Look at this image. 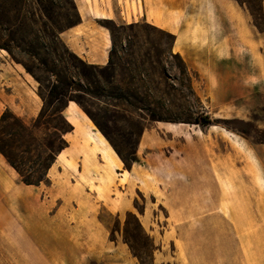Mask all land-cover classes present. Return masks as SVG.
I'll return each instance as SVG.
<instances>
[{"label": "crops", "instance_id": "1", "mask_svg": "<svg viewBox=\"0 0 264 264\" xmlns=\"http://www.w3.org/2000/svg\"><path fill=\"white\" fill-rule=\"evenodd\" d=\"M74 3L80 21L62 30L59 36L86 63L107 66L112 61L114 36L102 23L105 20L161 28L175 35L170 54H181L188 70L195 74L194 90L212 119L252 121L264 130V32L258 29L246 5L238 0H74ZM42 106L37 85L0 48V117L10 109L31 124ZM63 114L74 126L67 134L81 130L94 140H70L48 170L49 184H25L26 237L6 243L24 264H141L126 242L112 237L101 210L107 206L120 216L128 211L137 212L133 192L157 190L161 165L153 157H162L164 145L168 192L182 199V206L176 210L182 215V231L188 229L186 220L190 215L205 213L206 199L213 198L219 221L216 231L222 235L224 165L245 169L254 168L257 163L263 169L258 178L264 182V143H254L217 124L202 128L197 124L163 122L143 130L138 153L146 163L129 171L133 179L124 184L120 208L114 211L109 205L111 192L120 184L117 175L121 174L120 182L127 176L123 161L98 132L89 130L78 105L69 101ZM163 135L168 138L165 144L160 141ZM224 142L232 149L231 153L224 154ZM11 168L0 166L2 192L5 187L12 189L20 184L18 172ZM240 181L252 184L255 175L243 176ZM91 184L102 188V192L92 189ZM191 199L197 204L192 206ZM262 199L264 203V191ZM139 218L145 230L153 231L155 222L148 210L139 214ZM3 222L6 226L11 224L0 219V225ZM262 231L254 253L238 260L240 264H264V227Z\"/></svg>", "mask_w": 264, "mask_h": 264}, {"label": "rangeland", "instance_id": "2", "mask_svg": "<svg viewBox=\"0 0 264 264\" xmlns=\"http://www.w3.org/2000/svg\"><path fill=\"white\" fill-rule=\"evenodd\" d=\"M5 1L0 0V3ZM43 1L47 10L44 9V4L36 0H26L22 4V19L25 22L19 34L14 32V10L11 9L7 15H0V23H3V26L0 25V44H10L11 52L15 56L12 59L26 71L38 89L41 87L46 96L48 85L56 80L51 71L54 66L63 69L74 81L69 95L79 97L87 110L77 102H72L78 105L89 123V130L98 132L102 141H106L113 148L127 171L124 182H120L121 174L117 175L120 184L111 192L112 203L106 199L110 203V209L118 210L123 195L121 190L129 179H133L130 178L129 171L146 163L138 153L143 130L163 125V122H172L167 121L170 119L194 121L195 118L207 115L204 103L193 87L195 74L190 72V76H187L180 73L178 65L181 62L170 54L172 38L166 31L146 23L125 24L111 20L104 23L111 27L114 36L113 66L101 73L82 66L87 64L68 55L52 31L55 25L64 29L78 21L72 1L55 0L54 5L48 0ZM246 1L257 10L258 21L263 23L260 18V0ZM30 10L34 12V21L30 18ZM44 11L49 13L50 18ZM6 20L10 23L9 31L4 29ZM4 50L10 54L7 49ZM55 52L62 54L64 60H57ZM10 56L12 57L11 54ZM76 66L79 70H76ZM98 88L102 94L96 96L93 92ZM152 114L165 120H153ZM47 120L51 124H28L36 139L28 138L31 151L26 153V157L36 160L42 150L39 143L44 142L45 138L58 142L54 125L58 128L64 127L63 119L58 112L49 110L45 121ZM218 120L217 125L226 130L241 134L254 143H264V130L259 129L254 122L239 119ZM165 126L174 127L173 124ZM207 126L209 125L201 127ZM65 139L68 142L73 139L77 142L94 140L90 134L86 135L81 130L77 134H67ZM160 141L165 144L168 141L167 136L163 135ZM166 147L163 146L162 157H153L161 165L158 184L156 181L157 190H153V193L144 190L133 192L136 213L128 211L120 216L110 212L107 206L102 208L101 217L110 227L112 237H120L124 242L125 238L129 239L146 264H240L238 260L251 257L264 227V182L258 178L263 173L262 167L257 163L254 168L245 169L236 165H224L225 196L221 203L224 211L221 215V236L218 235L219 230L216 231L219 221L215 217L213 198L206 199L205 213L190 215V219L186 220L188 229L182 231V215L176 213L177 208L182 206V199L172 197L166 182ZM231 150L224 142V154L231 153ZM28 165L26 164V168ZM0 166L12 169L1 153ZM252 174L255 175L254 183L240 181L243 176ZM18 176V186L14 185L12 189L5 187L4 192L0 191V219L11 223L10 226L0 225V264H24L16 259L15 251L6 245L7 241L26 237V185L21 181L19 173ZM42 183L49 184V181ZM250 185L254 189L248 191ZM91 187L102 192L100 187L96 188L93 184ZM196 204L195 199H191V205ZM145 209L151 213L155 222L153 231L143 230L135 218V215L139 217ZM232 209L240 212L231 213L229 210Z\"/></svg>", "mask_w": 264, "mask_h": 264}, {"label": "trees", "instance_id": "3", "mask_svg": "<svg viewBox=\"0 0 264 264\" xmlns=\"http://www.w3.org/2000/svg\"><path fill=\"white\" fill-rule=\"evenodd\" d=\"M36 1L39 2L40 4H44V9H45L46 6L43 0H36ZM71 1L78 15V21L76 22L78 23L80 21V16H79L77 7L74 3V0H71ZM238 1L241 4L247 6L248 10L250 11V13L252 14L254 18L256 26L261 32H264V0H260V6H261V13H260L261 17L260 18L263 20V23H260L258 21V16L256 13L257 10L248 1L246 0H238ZM11 2L10 0H6L3 3H0V15L2 16L7 15V13L11 9H13L16 14L14 32L15 34H19L21 31V27L23 23L25 22L22 19V4L26 3V0H15V2L14 1L12 2V4ZM48 2L52 5L55 4V0H48ZM29 12L31 14L30 18L34 21V12L32 10H30ZM44 12H45V15H47L50 18L49 13H47L46 11ZM105 21H103L102 23L111 29V27H109L107 24L104 23ZM1 24L3 26V23H0V25ZM9 24H10L9 20H6L4 23V29L6 31L10 30ZM64 29H60L58 26L55 25L52 31L68 55L77 59L79 62L83 64H87V65H82V66L95 69L99 71L100 73L113 66L112 61L107 66L90 65L86 63L82 58H80L75 53H73L71 50H69V48L61 40L59 33ZM170 36L171 38L175 39V35L170 34ZM0 48L7 49L12 55V58L15 59V56L11 52V47L9 43L4 42L0 44ZM55 51H56V47H55ZM55 55H56L55 58H57V60H62V61L64 60V57L62 54H58L57 52H55ZM173 56L177 57L181 62V64L178 65L180 73L182 75L190 76V71L188 70V67L183 57L181 56V54L173 53ZM26 68L29 72H32L30 67L26 66ZM75 68H77L76 70H79L78 66H76ZM51 71L53 72V74H55L56 80L48 85V95L47 96L44 94L41 87L38 89V94L43 100V106H42V109L39 115L34 121V125L46 124V123L51 124L50 120L45 121L47 112L49 110H52L53 112H58L61 118L63 119L65 126L58 128L57 126L54 125L55 129L57 130V133H56L58 137L57 143L53 141V139L51 138H45L44 142L39 143V146L40 148H42V150L39 151L36 157V160L33 159L32 157H26V153H30L31 151V145H30L28 138L36 139V137L32 135V129L30 125L26 124V122L21 117L17 116L10 109H6L0 117V153L6 158L7 162L16 169V171L19 173L21 177V181L24 184L39 185L42 182L47 183L49 181L48 179L49 168L55 162L57 155L69 145V142L65 139L64 135L73 131L74 126L66 119V117L63 114V111L67 106V103L69 101H75L81 107L86 109L82 100L79 97L77 96L72 97L69 95L70 92H72L74 81L70 79L67 73L63 69H58L57 66H54L53 69H51ZM74 77H75V74H74ZM36 78L39 80L38 77ZM93 93L96 94V96H99L102 94V91L101 89L98 88ZM152 119L153 120H165L155 114H152ZM167 121L194 123L200 126L218 124L219 122L218 119H212L210 115L208 114L201 116L200 118H195L194 121H192L191 119H170ZM27 161L28 163H26ZM124 161L126 162L125 159ZM26 164L27 165L29 164L27 168H26ZM135 218L139 226L144 230L139 217L135 215ZM125 242L129 245L134 256H136L139 259L140 263L146 264L142 260V257L139 254V252L136 250V248L130 243L129 239L125 238Z\"/></svg>", "mask_w": 264, "mask_h": 264}, {"label": "bare ground", "instance_id": "4", "mask_svg": "<svg viewBox=\"0 0 264 264\" xmlns=\"http://www.w3.org/2000/svg\"><path fill=\"white\" fill-rule=\"evenodd\" d=\"M4 223V222H3ZM5 224V223H4Z\"/></svg>", "mask_w": 264, "mask_h": 264}]
</instances>
